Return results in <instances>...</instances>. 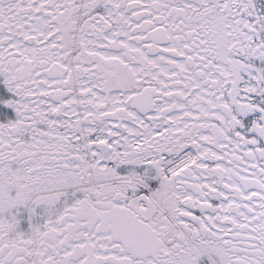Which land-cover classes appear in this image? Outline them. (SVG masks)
<instances>
[{
	"label": "snow or ice",
	"instance_id": "1",
	"mask_svg": "<svg viewBox=\"0 0 264 264\" xmlns=\"http://www.w3.org/2000/svg\"><path fill=\"white\" fill-rule=\"evenodd\" d=\"M0 264H264V0H0Z\"/></svg>",
	"mask_w": 264,
	"mask_h": 264
}]
</instances>
